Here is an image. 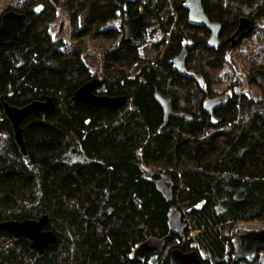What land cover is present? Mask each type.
Here are the masks:
<instances>
[{"label": "trees", "instance_id": "trees-1", "mask_svg": "<svg viewBox=\"0 0 264 264\" xmlns=\"http://www.w3.org/2000/svg\"><path fill=\"white\" fill-rule=\"evenodd\" d=\"M203 4L209 18L223 26L225 43L219 50L208 47L204 28L190 23L186 0L18 3L17 11L32 23L27 34L0 48V96L16 107L52 97L56 111L46 119L30 115L24 120L29 151L24 159L0 104V221L48 215L58 245L39 257L26 242L0 233V264H169L168 251L175 246L222 264L231 241L226 235L240 223L264 221V100L235 92L241 85L238 62L245 58L247 79L253 69L264 68V0ZM55 5L69 7L76 44L68 52L64 38L55 40L49 32ZM142 11L156 22L148 47L166 46L162 59L146 58L139 46L117 40V29L107 28L118 13L132 19ZM241 17L252 19L255 28L231 47L229 37ZM99 40H117L103 56L112 65L104 64L110 72L103 75L101 92L126 96L116 110L94 111L70 102L94 77L85 55ZM188 40L195 43L187 62L198 76L195 81L171 65ZM154 90L174 95L191 119H166L153 100ZM231 94L235 99L226 107L208 113L206 98ZM143 168L170 179L172 198L144 177ZM240 191L246 197L234 200ZM172 208L187 225L183 236L170 231ZM193 231L200 233L189 239ZM169 235L162 253L145 260L133 256L148 238Z\"/></svg>", "mask_w": 264, "mask_h": 264}, {"label": "water", "instance_id": "water-1", "mask_svg": "<svg viewBox=\"0 0 264 264\" xmlns=\"http://www.w3.org/2000/svg\"><path fill=\"white\" fill-rule=\"evenodd\" d=\"M186 9L189 20L197 25L205 26L211 32L209 38V47L219 49L221 47L220 35L222 25L218 22H211L203 7V0H186ZM151 17L146 12L139 14L137 17L127 20L125 23V40L137 43L138 38L144 35L143 27L149 25ZM31 28V20L24 14L9 12L1 21L0 26V48L12 45L16 39L27 34ZM253 31V24L250 18L241 17L235 32L230 37L232 46L239 45L244 38L249 37ZM186 46H192L189 42L185 45L181 54L174 60V69L182 76L195 77L194 73L188 72L185 64L187 61ZM251 80L258 84L264 90V71H255ZM102 88V82L99 78H93L84 83L73 94L70 99L72 105H77L90 110H99L102 108L116 110L125 105L124 96L111 97L105 94H96V91ZM12 96V94H10ZM153 100L161 108L166 119L177 117V113L172 110L173 98L155 91ZM0 104L3 107V114L6 121L10 124L13 141L24 159L29 158V151L23 136V121L30 115H37L41 119H46L56 111V104L52 97H47L43 101L35 100L23 107L10 105L4 97H0ZM207 108L211 113L219 110L224 106V100L221 97L206 100ZM76 153V150H73ZM153 181L157 190L170 199L173 196L171 188L166 190V184L162 179L146 177ZM246 197V192L240 191L234 194V200L240 201ZM48 215H43L39 219L26 220H7L0 221V233L9 237L14 242L27 241L30 243L29 251L37 254L39 257L45 256L49 248H55L58 245L57 235L51 231H45L44 228L49 224ZM169 228L174 234L183 235L187 225L181 220V213L176 208H172L169 214ZM144 228V227H142ZM171 236L166 238L150 237L142 242L134 250L133 256L139 260H145L148 256L161 253ZM246 246L241 249V244ZM235 247L238 256L248 255L250 259L256 257L258 251L264 250V230L252 231L248 234L239 236L235 241ZM170 264H208L201 261L196 251L184 252L179 248L171 251L169 255Z\"/></svg>", "mask_w": 264, "mask_h": 264}, {"label": "flooded vegetation", "instance_id": "flooded-vegetation-1", "mask_svg": "<svg viewBox=\"0 0 264 264\" xmlns=\"http://www.w3.org/2000/svg\"><path fill=\"white\" fill-rule=\"evenodd\" d=\"M24 1H26V0H0V26H1V21H2V18L6 15V14H8L9 12H16V13H19V14H24V15H26L27 17H29L28 16V14H26V13H24V12H18L17 11V7H18V3H20V2H24ZM203 2H204V0H203ZM55 4V3H54ZM53 4V5H54ZM203 7H204V4H203ZM55 8H56V19L51 23V25H50V28H49V32H50V34L52 35V32H51V30L55 27L54 26V23L56 22V21H58V20H60V23H61V20L63 19V21H66V16L68 17V20H67V24H66V28H65V34L66 33H69L70 34V38H71V36L73 35V28H72V21H71V16H70V11H69V7L68 6H66V5H55ZM42 10V9H41ZM39 11H40V8H38L37 9V13H39ZM204 11H205V8H204ZM143 12H145V11H142V12H140L139 14H141V13H143ZM206 13V12H205ZM138 14V15H139ZM173 14L175 15V16H177L176 15V13H175V11H173ZM64 15H66V16H64ZM137 15V16H138ZM149 15V14H148ZM206 15H207V13H206ZM136 16V17H137ZM117 17L118 18H120L121 20H122V25H121V28L120 29H117L118 31H119V38L117 39V40H121V39H124L125 40V23L127 22V20H129L130 18H128L127 16H121L119 13H118V15H117ZM151 17V22H150V24L149 25H146V26H144L143 27V30H144V35L143 36H141V37H139L138 38V42L137 43H132L134 46H139V48H140V46H143L144 44H146V38H148V36H149V32H148V30H149V28H152L153 26H155L156 25V22L154 21V19H153V17L152 16H150ZM207 17H208V19L211 21V22H217V21H215V20H211L210 18H209V16L207 15ZM30 18V17H29ZM135 18V17H134ZM189 18V17H188ZM30 20H31V23H32V18H30ZM81 21L83 22V21H85V14L81 17ZM114 20H112V21H109V23L110 22H113ZM190 21V20H189ZM251 21H252V24H253V30H254V28H255V22L251 19ZM264 21V20H263ZM262 21V22H263ZM63 24H62V26H60L61 28L63 27V25L65 24L64 22H62ZM108 23V24H109ZM190 23H192L191 21H190ZM218 23H220V22H218ZM108 24H107V28H109V29H116V28H114V27H108ZM192 24H194V23H192ZM221 24V23H220ZM239 24V23H238ZM194 25H197V24H194ZM222 25V24H221ZM198 26H201V25H198ZM261 26H262V24H261ZM237 27H238V25H237ZM263 27V26H262ZM201 28H204L205 29V31L207 32V34H208V39H207V43H208V47H209V38H210V36H211V32L209 31V29L207 28V27H205V26H201ZM264 28V27H263ZM237 29V28H236ZM235 32V31H234ZM223 33V26H222V32H221V35H220V40H221V47L220 48H222V46L224 45V43H225V40H223V38H222V34ZM252 33H253V31H252ZM231 37V36H230ZM230 37H229V45L231 46V47H234V46H232V44H231V41H230ZM60 39V38H59ZM245 39V38H244ZM243 39V40H244ZM57 40V39H56ZM65 40V39H64ZM117 40H110V41H107V42H110V45L108 46V48L106 49V51L108 50V49H110L111 47H113V45H115V43H116V41ZM242 40V41H243ZM126 41V40H125ZM126 42H130V41H126ZM189 42H191L192 43V46L190 47V46H186V51H187V54H188V56H187V61H186V64H185V67H186V69H187V71L188 72H191V73H193L192 71H190V70H188V65H187V62H188V60H189V53H188V48H193V47H195V43H194V41H192V40H188L184 45H183V48H184V46L185 45H188V43ZM67 47H68V44H67V42H65V47L63 48V50L64 51H67ZM138 48V49H139ZM183 48H182V50H183ZM210 48V47H209ZM211 49V48H210ZM72 50V49H71ZM71 50H69V51H71ZM140 50V49H139ZM182 50H181V52H182ZM212 50H219V49H212ZM105 51V52H106ZM166 51V46L165 47H163V49L162 50H153V52H155V55H154V58H152V57H148V58H151V59H162L163 58V56H164V52ZM68 52V51H67ZM140 52H141V50H140ZM105 54V53H104ZM104 54H103V56H104ZM181 54V53H180ZM179 54V55H180ZM178 55V56H179ZM177 57V56H176ZM176 57H174L172 60H171V65H172V69L175 71V69H174V63H173V60L176 58ZM85 58H86V56H85ZM104 64H109L110 66L112 65V63H108V62H105V61H103V58H102V68H103V74H99V73H95V74H93V78H99L100 80H101V82H102V90H103V87H104V84H103V75H104V73L105 72H110V69H108V68H106L105 67V65ZM258 70H261V71H264V68H256V69H253V71H252V74H251V76H250V78L249 79H247L246 77L244 78V80H243V82H244V84L246 83V84H248V85H250V84H252V85H254V86H256V88H258L259 89V91L261 92V95H260V98H258V99H256V98H253V96H252V94L249 92V91H247V90H240V92H238V93H243V94H246L247 96H249V97H251V98H253V99H255L256 101H258V102H261V101H263L264 100V90L258 85V84H256L255 82H253L252 80H251V77H252V75H253V73L255 72V71H258ZM176 72V71H175ZM177 74H179L178 72H176ZM180 76H182L181 74H179ZM182 77H184V78H186V79H191V80H194L195 81V79H197V75H195V77H188V76H182ZM92 78V79H93ZM139 80L140 81H143V78L141 77V78H139ZM193 82V81H192ZM187 84H188V87L190 86V83H188L187 82ZM201 85L203 86L204 85V83L201 81ZM100 90V89H99ZM99 90H97L96 91V94H101V92H102V90L99 92ZM155 91H158V90H154V92ZM160 92V91H159ZM161 93V92H160ZM237 93V92H236ZM154 94V93H153ZM163 94V93H162ZM163 95H166V96H171L172 98H173V102H172V110L174 111V112H176L178 115H177V117H175V118H185V119H191V116H189V114H187V112L186 111H184L182 108H181V106H180V104H179V100H177V98L174 96V95H171V94H163ZM235 94H231V95H225V97H223V96H219V97H221V98H223V100H224V106L223 107H221V108H224V107H226L230 102H231V100H234L235 99V96H234ZM109 96V95H108ZM119 96H122V95H119ZM0 97H2V96H0ZM114 97V96H113ZM115 97H118V96H115ZM125 98H126V96H124ZM216 98V97H215ZM240 98H241V95H240ZM207 99H211V98H206L205 99V108H206V110L208 111V113H210L211 114V112L209 111V109L207 108V105H206V100ZM179 104V105H178ZM3 108V107H2ZM220 108V109H221ZM161 109V108H160ZM4 111V110H3ZM216 112V111H215ZM215 112H213V113H215ZM212 113V114H213ZM4 115V114H3ZM5 118V117H4ZM6 120V119H5ZM24 122V121H23ZM8 123V122H7ZM10 125V124H9ZM11 128V127H10ZM11 134H12V132H11ZM13 137V136H12ZM77 152V151H76ZM73 154H76V153H73ZM154 175V173H152L151 172V174L149 175V174H145L144 175V177L146 178V177H149V178H152L153 180H155V179H162V178H160V176H158V178L157 177H154L153 176ZM157 175H160V174H157ZM148 180V179H147ZM148 181H150V180H148ZM150 182H152L153 183V181H150ZM165 182V181H164ZM154 184V183H153ZM165 184H166V190L168 189V188H171L172 189V191H173V185L171 184V183H166L165 182ZM43 215H45V214H41L37 219H39L41 216H43ZM248 223H255V222H248ZM240 224H244V223H240ZM239 225V224H238ZM237 225V226H238ZM236 226V227H237ZM44 230L45 231H48V230H50V229H48V225L44 228ZM52 231V230H51ZM253 231H255V230H253ZM259 231H262V230H259ZM249 232H252V231H244V232H236L235 231V229L231 232V233H229V234H227L226 235V237L227 238H231V241L229 242V243H226V253H227V256H226V258H224L223 260H222V264H264V261L263 260H261V253L262 252H264V250H261V251H258L257 253H256V257L254 258V259H250L249 258V256L248 255H245V256H238L237 255V250H236V247H235V241H236V239L239 237V236H242V235H245V234H248ZM184 235V234H183ZM183 235H181V236H183ZM171 240V239H170ZM169 240V241H170ZM168 241V242H169ZM22 242H26L27 244H28V247H29V245H30V243H28L27 241H22ZM167 242V243H168ZM166 246H167V244H166ZM245 244L244 243H242L241 244V249H244L245 248ZM177 247H173V248H170L169 249V251L168 252H170L171 253V251L172 250H174V249H176ZM165 249H166V247H165ZM165 249L163 250V251H165ZM180 249V248H179ZM232 250V255H231V257H228V253H230V251ZM162 251V252H163ZM183 251V250H182ZM191 251H195V250H187V251H184V252H191ZM161 252V253H162ZM197 252V251H196ZM170 253H169V255H170ZM160 254V253H159ZM199 254V253H198ZM200 258V257H199ZM201 259V258H200ZM201 261H203L202 259H201ZM203 262H205V261H203ZM206 263H208V264H214V263H212L211 262V260L209 259V261H206ZM170 264V263H169Z\"/></svg>", "mask_w": 264, "mask_h": 264}, {"label": "rangeland", "instance_id": "rangeland-1", "mask_svg": "<svg viewBox=\"0 0 264 264\" xmlns=\"http://www.w3.org/2000/svg\"><path fill=\"white\" fill-rule=\"evenodd\" d=\"M66 16V15H64ZM66 21H63V19L56 21L54 23V28L51 30L52 32V37L53 39H59V38H64L65 42H67L68 47H67V51L71 50L74 45L76 44L75 41H72L70 38V34L66 33L65 34V28H66V24H67V20L68 17L66 16ZM62 22H64L65 24L63 25V27L61 28L60 26H62ZM122 20L120 18H115L113 22H110L108 24V27H114L116 29H120L121 25H122ZM262 26L264 27V21L262 22ZM155 26H153L152 28H149L148 32H149V36L148 38H146V44H144L143 46H140V50L141 53L146 56V58L148 57H152L154 58L155 52H153V50L155 49H150L148 47L149 45V41L151 42L152 40L154 41V37H152V33L154 32V30L156 29ZM110 45V42H107L105 40H99L93 43H90L89 45V51L88 53H86V58L85 61L87 63V65L89 66L92 74H95L96 72L99 74H103V68H102V58H103V54L105 53L106 49L108 48V46ZM244 64H245V58L243 60H241L240 62L237 63L236 66V71L235 73L237 74V77L241 78V85L240 87L235 91V92H240V90H247L249 91L253 98H260L261 92L259 91L258 88H256V86L250 84H244L243 80L246 77V71L244 69ZM234 80V79H233ZM102 89L99 90V92ZM223 97H225L223 95ZM213 99V98H211ZM143 172L145 174H151V170L149 168H143ZM160 176V178H162L163 181H165L166 183H170V179L165 175V174H160L158 175ZM259 231V230H264V221L262 222H255V223H244V224H239L236 228L235 231L236 232H244V231ZM200 232L199 231H193L191 233V236L189 239L195 238ZM176 247V246H175ZM261 260L264 261V252L261 253Z\"/></svg>", "mask_w": 264, "mask_h": 264}]
</instances>
